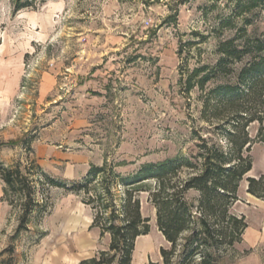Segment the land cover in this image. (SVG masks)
<instances>
[{"label":"rangeland","instance_id":"374dc122","mask_svg":"<svg viewBox=\"0 0 264 264\" xmlns=\"http://www.w3.org/2000/svg\"><path fill=\"white\" fill-rule=\"evenodd\" d=\"M231 18L230 0H0V144L20 141L0 147V164L34 160L50 175L80 181L92 165L108 163L129 177L189 155L196 133L217 126L202 119L217 83L187 92V80L202 67L195 79H238L256 55L217 71L220 43L264 35L261 9L249 26L242 18L232 19V30L220 26ZM259 130L249 127L253 178L264 176ZM247 188L244 181L233 212L249 228L228 264H264V199ZM2 197L0 181V254L15 248L0 263L79 264L109 248L110 237L91 228V209L62 190L49 193L52 214L12 242L18 214ZM141 202L151 230L137 240L133 264H163L161 249L170 244L148 195Z\"/></svg>","mask_w":264,"mask_h":264},{"label":"trees","instance_id":"16d2710c","mask_svg":"<svg viewBox=\"0 0 264 264\" xmlns=\"http://www.w3.org/2000/svg\"><path fill=\"white\" fill-rule=\"evenodd\" d=\"M230 1L232 18L220 23L225 29L234 28V18H242L249 26L255 10L264 12V0ZM218 52L223 58L217 71L228 60L242 62L247 56H256L236 73L238 79H210L209 75L195 79L208 70L202 67L187 80V92L196 87L205 91L210 83H217L202 110V119L217 126L208 134L196 133L189 155L145 164L129 177H122L108 163L92 165L80 181L50 175L34 160L0 164L2 201L18 214L12 242L35 221L52 214L49 193L62 190L91 209V228L100 231L101 239L110 237L107 250L79 264H133L137 240L151 230L150 219L142 214L141 196L146 194L156 210L157 227L170 244V249H161L163 264H228L249 228L246 217L233 212L241 201L243 182L248 183V194L264 199V176L249 177L256 143L249 133L252 124H260L258 140L264 143V35L230 38L220 43ZM19 144L2 143L0 147ZM6 253L14 254V246L0 257Z\"/></svg>","mask_w":264,"mask_h":264},{"label":"crops","instance_id":"0c3cea01","mask_svg":"<svg viewBox=\"0 0 264 264\" xmlns=\"http://www.w3.org/2000/svg\"><path fill=\"white\" fill-rule=\"evenodd\" d=\"M251 197H253V198H254V196H252V195H251Z\"/></svg>","mask_w":264,"mask_h":264}]
</instances>
